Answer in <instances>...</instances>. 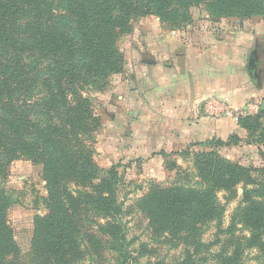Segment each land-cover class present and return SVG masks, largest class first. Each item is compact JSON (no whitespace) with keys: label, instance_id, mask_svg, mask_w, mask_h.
<instances>
[{"label":"trees","instance_id":"1","mask_svg":"<svg viewBox=\"0 0 264 264\" xmlns=\"http://www.w3.org/2000/svg\"><path fill=\"white\" fill-rule=\"evenodd\" d=\"M58 1L0 0V178L16 161L42 166L47 213L33 219L29 250L32 264L81 261L87 251L81 222L88 213L105 220L98 224L99 234L109 240L110 250L119 255L120 264H128L116 194L117 171L100 168L93 158L94 134L100 128V119L93 114L89 99L75 96L70 102L65 86L72 85L77 92L79 85L105 88L108 76L123 69L119 39L132 32L136 19L153 14L162 17L170 6H162V0ZM188 3V7L208 4L219 18L264 13V0ZM58 7L70 20L75 36L56 22ZM177 14L174 11L173 18ZM31 54L49 60L48 71L55 73L53 82L49 78L44 81V95L38 100L44 109L43 120L35 116L33 90L39 76H32L25 60ZM238 126L249 138L254 137L256 144L264 146V110L259 108L256 115L240 118ZM212 143L223 145L222 140H207L199 145L209 150L193 155L199 188L151 186L141 200L149 227L157 235L167 229L175 230V234L195 232L199 225L222 217L219 192L235 197L241 187L234 219L250 231L242 248L258 249L264 259V165L246 168L231 162L220 156ZM261 155L264 161V152ZM72 184L82 190H69ZM10 206L11 199L0 181V264H20L19 249L8 225ZM244 249L220 256L221 264H238ZM175 264L196 263L193 254L187 253Z\"/></svg>","mask_w":264,"mask_h":264},{"label":"rangeland","instance_id":"2","mask_svg":"<svg viewBox=\"0 0 264 264\" xmlns=\"http://www.w3.org/2000/svg\"><path fill=\"white\" fill-rule=\"evenodd\" d=\"M189 1L162 0V6H170L162 17L153 14L132 23V32L117 43L123 59L122 72L110 74L105 88L79 85L77 92L74 86H65L70 102L75 96L89 99L93 114L100 119V128L94 134L93 158L100 168L117 171L116 194L122 210L119 218L127 241L125 257L128 264H175L187 253L193 254L196 264H221L219 257L231 254L236 248L244 249L242 247L250 235L248 228L234 219L240 205L241 187L237 188L235 197L219 192L217 199L223 208L222 217L199 225L192 233L175 234V230L167 229L157 235L149 227L148 217L141 209V200L152 185L201 186L193 168V155L209 149L198 142L182 149L174 144L173 105L171 98L163 100L165 87L170 86L173 93L174 84L194 82L200 77L194 66H182L179 61L175 65L183 53L189 58L188 50H182L181 45L187 48L196 43L205 46V38L225 41L250 38L246 45V73L254 82L252 69H256L258 81L250 82V89L259 83L263 85L262 93L259 98L246 100L240 110L232 111L231 120L238 121L236 115L245 110H249L245 117L256 115L264 100V13L243 18H219L208 4L188 7ZM57 4L63 8L62 3L58 1ZM174 11L178 14L173 18ZM55 14L56 22L63 30L75 36L70 20L63 16L59 7ZM175 45L177 48H173ZM254 48L258 57L256 66L250 59ZM25 60L32 76H39L38 85L33 90V104H36V118L43 120L44 109L38 100L44 95V81L49 78L53 82L51 77L55 73L48 71L50 61L37 54H31ZM212 140L217 142L220 139ZM215 150L223 158L246 168H262L264 165L261 155L264 146L256 144L255 138H249L246 131L241 137H229ZM5 174L0 181L11 199L8 225L19 249L20 264H32L29 250L33 219L47 213L44 203L47 188L42 166L26 160L16 161L5 169ZM68 188L82 190L73 184ZM104 222L90 213L83 216L81 234L87 251L77 264H120L119 255L110 250L109 240L98 232V224ZM238 264H264V259L258 249H244Z\"/></svg>","mask_w":264,"mask_h":264},{"label":"crops","instance_id":"3","mask_svg":"<svg viewBox=\"0 0 264 264\" xmlns=\"http://www.w3.org/2000/svg\"><path fill=\"white\" fill-rule=\"evenodd\" d=\"M248 41L251 39L245 37L236 41L205 38V46L196 43L187 48L181 45L182 50H188L189 58L183 53L175 65L179 61L182 66H194L201 77L194 82L174 84L173 93L167 86L163 93L164 102L171 98L176 129L174 144L182 146L181 149L191 143L213 138L225 141L233 135L241 137L245 133L238 121L231 120L230 113L243 108L251 97L259 98L261 86L263 88L260 84L250 89V82L255 81L246 73ZM167 94L170 96L166 97Z\"/></svg>","mask_w":264,"mask_h":264},{"label":"flooded vegetation","instance_id":"4","mask_svg":"<svg viewBox=\"0 0 264 264\" xmlns=\"http://www.w3.org/2000/svg\"><path fill=\"white\" fill-rule=\"evenodd\" d=\"M251 62L252 63H254V66H256V62L258 61V57H257V50H256V48H254V50L252 51V53H251ZM256 63V64H255ZM253 70V75H252V77H253V79L255 80V82H257L256 80H258V72L256 71V69L255 68H253L252 69ZM256 84V83H255Z\"/></svg>","mask_w":264,"mask_h":264},{"label":"built area","instance_id":"5","mask_svg":"<svg viewBox=\"0 0 264 264\" xmlns=\"http://www.w3.org/2000/svg\"><path fill=\"white\" fill-rule=\"evenodd\" d=\"M248 112H249V110H245L243 112L238 113L236 115V119L244 118L247 115Z\"/></svg>","mask_w":264,"mask_h":264},{"label":"water","instance_id":"6","mask_svg":"<svg viewBox=\"0 0 264 264\" xmlns=\"http://www.w3.org/2000/svg\"><path fill=\"white\" fill-rule=\"evenodd\" d=\"M258 81V80H257ZM257 85H259V83H257ZM261 110H264V100H263V102H262V104H261Z\"/></svg>","mask_w":264,"mask_h":264}]
</instances>
